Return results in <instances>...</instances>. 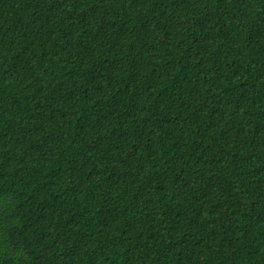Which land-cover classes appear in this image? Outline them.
I'll use <instances>...</instances> for the list:
<instances>
[{"label": "trees", "instance_id": "1", "mask_svg": "<svg viewBox=\"0 0 264 264\" xmlns=\"http://www.w3.org/2000/svg\"><path fill=\"white\" fill-rule=\"evenodd\" d=\"M0 264H264V0H0Z\"/></svg>", "mask_w": 264, "mask_h": 264}]
</instances>
